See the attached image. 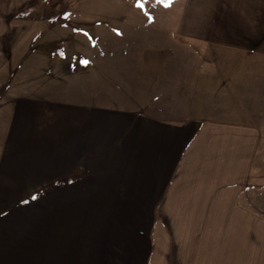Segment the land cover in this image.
I'll return each instance as SVG.
<instances>
[{
  "label": "crops",
  "instance_id": "1",
  "mask_svg": "<svg viewBox=\"0 0 264 264\" xmlns=\"http://www.w3.org/2000/svg\"><path fill=\"white\" fill-rule=\"evenodd\" d=\"M27 2L0 0V264H149L162 248L134 242L132 218L223 217L206 212L244 196L264 0H172L177 37H34ZM133 2H109L113 24Z\"/></svg>",
  "mask_w": 264,
  "mask_h": 264
},
{
  "label": "rangeland",
  "instance_id": "2",
  "mask_svg": "<svg viewBox=\"0 0 264 264\" xmlns=\"http://www.w3.org/2000/svg\"><path fill=\"white\" fill-rule=\"evenodd\" d=\"M110 1L98 0L91 6V0H30L22 4L20 17L21 20L32 22L44 20L34 37H177L179 26L183 28L184 10H180L179 17L178 12L174 14L173 9L168 10L160 5L150 6L145 0H131L134 1L137 12L127 23L113 24L108 17ZM137 2L143 7H137ZM87 4L90 5L89 8ZM191 27L197 30L200 25L196 26L195 23ZM180 37L193 36L182 34ZM198 44L204 49H217L214 44ZM229 61L234 63L235 59L230 58ZM228 77L232 79L233 75ZM254 80L257 78L254 77ZM261 92L260 89L257 90L258 94ZM261 102H264L263 98ZM195 108L204 110L205 106ZM257 109L264 128V103L256 105L255 110ZM263 131L264 129L262 133ZM258 145L261 146L260 168L254 175L252 170H246L244 196L239 195L236 201H230L226 211L208 209L206 212L208 215L222 213L223 217L187 216L182 217L183 219L167 218L166 221L155 213L154 217L151 216L150 212L148 219L132 218V223L126 224L129 225L128 230L132 232L134 242L159 243L162 248L152 251L155 254L150 257L149 264H264V137L258 139L256 146ZM248 159L249 163L252 160L256 163L254 155L250 154ZM40 203L38 213L42 211L43 215L44 203ZM144 220L148 223L147 237L141 233L146 227ZM41 221L43 223V218ZM140 253H134V264H145L146 260Z\"/></svg>",
  "mask_w": 264,
  "mask_h": 264
},
{
  "label": "snow or ice",
  "instance_id": "3",
  "mask_svg": "<svg viewBox=\"0 0 264 264\" xmlns=\"http://www.w3.org/2000/svg\"><path fill=\"white\" fill-rule=\"evenodd\" d=\"M145 2H147V0H145ZM158 2H159V0H158ZM171 3H172V0H167V2L165 3V7L169 6ZM137 7H143V5L138 3ZM83 63L87 64L88 62L83 61Z\"/></svg>",
  "mask_w": 264,
  "mask_h": 264
}]
</instances>
